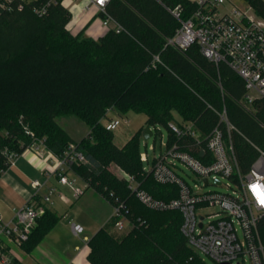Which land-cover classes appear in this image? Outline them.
<instances>
[{"label":"trees","instance_id":"1","mask_svg":"<svg viewBox=\"0 0 264 264\" xmlns=\"http://www.w3.org/2000/svg\"><path fill=\"white\" fill-rule=\"evenodd\" d=\"M247 1L264 18V0ZM35 3L0 12V175L10 165V153L21 154L38 140L59 155L74 144L84 161H74L69 170L113 207L121 206L128 224L118 230L122 216L112 214L90 237L92 264H206L181 232V213L145 206L128 178L114 172L113 165L158 199L176 195L174 186L144 171L135 136L123 146L114 142L104 125L108 109L143 113L148 123L167 126L180 116L204 135L218 122L211 107H225L237 129L231 136L239 164L247 172L259 154L256 146L264 150V100L255 102V111L245 109L240 103L245 82L229 65L216 64L197 44L186 49L168 44L180 26L169 9L181 5L186 19L196 8L189 0H111L107 12L124 29L98 38L86 35V28L69 30L64 6L53 4L38 16ZM66 115L89 126L84 138L75 140L58 124L57 117ZM58 221L45 206L22 246L32 250ZM259 230L264 235V216ZM9 264L21 263L14 258Z\"/></svg>","mask_w":264,"mask_h":264},{"label":"built area","instance_id":"2","mask_svg":"<svg viewBox=\"0 0 264 264\" xmlns=\"http://www.w3.org/2000/svg\"><path fill=\"white\" fill-rule=\"evenodd\" d=\"M32 0H0V12L23 9ZM111 0H37L33 11L38 16L48 14L51 5L60 4L68 9L70 20L67 28L74 30L78 21L93 7L106 33L112 29L121 32L124 27L107 12ZM196 5L186 19L181 18L182 6L169 9L180 21L175 34L167 40L168 44L186 49L197 44L201 52L216 64L229 65L245 82L246 91L240 99L243 107L255 111V102L264 100V18L234 5V0H189ZM228 5H231L228 7ZM105 33V34H106ZM96 37V36H95ZM155 61H160L158 55ZM221 86V84H220ZM218 117L217 124L207 133L202 132L192 120L180 116L168 123L170 135L165 146V153L155 157L150 172L160 184L172 185L176 195L158 199L141 187L131 175H127L130 189L135 197L145 206L158 211L176 210L182 215L181 232L188 244L200 251L217 264H242L249 254L252 264H264V241L259 230V222L264 216V150L259 152L247 172H243L235 151L232 131L237 130L230 122L225 107H211ZM104 121L106 129L113 130L122 121L110 114ZM152 129V128H151ZM152 129V135H154ZM31 135L34 134L31 132ZM39 158L52 160L46 173L56 174L61 184L74 187L75 198L81 197L84 189L75 185V180L67 176L74 161H84L83 154L74 144L62 154L49 150L42 140L36 141L30 148ZM20 154L9 155L10 165L15 163ZM141 160L149 161L146 153H141ZM177 161L186 164L196 175L199 182L192 187L180 174L182 171ZM229 178L235 184L227 183L231 192L216 190L204 191L203 187L221 186L223 179ZM44 183L38 179L32 181L34 189L31 199L15 210V217L10 221H0V254L3 255L6 240L22 246L28 240L37 218L45 211V203L51 201L57 193L56 187H49L43 194L42 202L35 198ZM88 186V184H87ZM173 192V191H172ZM64 201L68 198L63 193ZM113 214L121 215V206L113 207ZM118 220V230L128 226L126 218ZM75 234L84 228L73 224ZM242 236L240 237V232ZM242 258L243 262L238 261Z\"/></svg>","mask_w":264,"mask_h":264},{"label":"crops","instance_id":"3","mask_svg":"<svg viewBox=\"0 0 264 264\" xmlns=\"http://www.w3.org/2000/svg\"><path fill=\"white\" fill-rule=\"evenodd\" d=\"M83 28H86V35L92 36L93 38H98L106 33L97 16V9L95 7L78 21L72 32L77 33ZM82 138L74 139L79 141ZM51 165L52 160L48 161L45 158H39L33 151L26 149L18 156L15 163L9 165V167L4 170L0 175V221H10L14 219L15 210L24 206L31 199L34 193L32 187V181L34 179H38L44 183L39 195L35 198L38 202H42L43 194L46 193L51 186L57 188V193L53 195V198L55 197L66 204L72 202L71 198L63 192V187L67 186V184L59 183L56 174H46ZM66 174L69 178L70 175H72L84 181L72 170H68ZM84 182L86 184L85 188H88L87 182ZM60 193H63L66 198H68L67 202L61 199ZM80 198L81 197L76 199L79 200ZM51 201L53 203L55 199ZM45 206L57 213V210L51 203H45ZM110 206L112 208L111 213L101 226H103L113 214V206L111 204ZM77 224L83 227L81 223ZM55 226L30 251H27L23 246L6 240L4 254H0V264H9L14 258L21 264H92L88 260V254L90 252L88 241L90 237L84 235L83 241L81 239L76 240L79 235H75L71 227L69 231L74 238H72L69 243L61 244V235L60 232L55 231ZM98 229L99 228H96L92 233L94 234ZM59 243L61 246H55ZM61 254H63L64 257H62ZM8 257L10 258L9 260L7 259Z\"/></svg>","mask_w":264,"mask_h":264},{"label":"rangeland","instance_id":"4","mask_svg":"<svg viewBox=\"0 0 264 264\" xmlns=\"http://www.w3.org/2000/svg\"><path fill=\"white\" fill-rule=\"evenodd\" d=\"M234 5L241 7L250 15L255 16L256 14L255 10L247 0H234ZM230 6L231 5H228V7ZM110 115L113 118L127 120V122L122 121L119 126L112 130L114 142L118 146H123L129 139L135 136L138 143L139 151L141 153H146L149 158V161H143V168L146 172H150L155 157L158 158L161 154L165 153L166 148L165 146H163V144L167 143L168 141L170 135V128L167 125L161 123H148L147 116L145 114L136 113L135 111H128L127 113H119L117 111H113ZM57 122L75 139H80L86 136L89 132V126L75 115L59 116L57 117ZM148 125L154 130L155 133L154 135L146 139L144 136V129ZM177 164L182 169L179 174L192 187L196 189L195 185L197 182H199V180L196 177L195 173L183 162L177 161ZM113 170L118 176H126V174L115 165H113ZM70 178L75 180L76 186H79L84 189V193L82 194L81 198L77 200L75 198L74 187L67 185L63 187V192L69 198H71V203H63L55 197H52L53 199H51H55L53 203L52 201L48 202L52 204V206L57 210V213L59 215V221L55 226V231L60 232L61 244L69 243L72 238H74V236H71L69 231V228L72 227V224L81 223L85 228L84 232L80 234H75L79 235L76 240L81 239L83 241L84 235L91 237L93 234L92 232L96 230V228H100L102 223L109 217L112 209L110 204L96 193L93 185H88V188H85L86 184L84 181L72 175H70ZM223 182L224 184L221 186H204L203 190L231 192L232 189L227 188V183L232 184V188L235 189L236 184L231 179L225 178L223 179ZM87 184L89 183L87 182ZM240 237H243L242 231L240 232ZM262 237L264 241L263 234ZM61 244L59 243L55 246H61ZM192 249L195 253L200 255V257L202 258V260H204L206 264H217L204 254L200 253V251L194 248ZM61 256L64 257L63 254H61ZM7 259L9 260L10 258L8 257ZM238 261L243 262L242 258H240ZM236 262L237 261H235L233 264H236ZM244 262L245 263L242 264H252L249 254H246Z\"/></svg>","mask_w":264,"mask_h":264},{"label":"water","instance_id":"5","mask_svg":"<svg viewBox=\"0 0 264 264\" xmlns=\"http://www.w3.org/2000/svg\"><path fill=\"white\" fill-rule=\"evenodd\" d=\"M144 136L146 139H148L149 137L152 136V129L150 128V126H146L145 129H144ZM225 264H228V263H225ZM239 264V263H237Z\"/></svg>","mask_w":264,"mask_h":264}]
</instances>
